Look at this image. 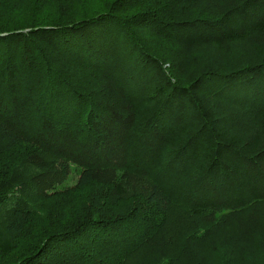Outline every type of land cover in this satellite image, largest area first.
<instances>
[{
	"label": "trees",
	"instance_id": "obj_1",
	"mask_svg": "<svg viewBox=\"0 0 264 264\" xmlns=\"http://www.w3.org/2000/svg\"><path fill=\"white\" fill-rule=\"evenodd\" d=\"M177 254L264 264V0H0V264Z\"/></svg>",
	"mask_w": 264,
	"mask_h": 264
},
{
	"label": "rangeland",
	"instance_id": "obj_2",
	"mask_svg": "<svg viewBox=\"0 0 264 264\" xmlns=\"http://www.w3.org/2000/svg\"><path fill=\"white\" fill-rule=\"evenodd\" d=\"M231 59L234 61V62H238L239 61V57H236V58H233L232 56H231ZM89 191L88 190H79V194H78V196L76 197V201H77V203L78 202H82V201H86L84 198H86V196H87V193H88ZM98 200L100 201V202H102V200H101V194H98ZM126 205H127V203H126ZM90 232H92V233H94L93 232V230H90ZM195 232H198L199 233V229H197V230H195ZM197 233V234H198ZM99 234H102V233H99ZM99 234H97L96 236H98ZM101 236H103V235H101ZM108 245V243L106 244V246ZM220 254V256H222L223 254H224V252H220L219 253ZM66 256H70V254H68V253H66L65 254ZM224 256V255H223ZM72 258H74V257H71V259ZM225 261H227L228 260V258H227V256H225V257H222ZM79 259V258H78ZM219 260V259H218ZM217 260V261H218ZM217 261H215L216 263H217ZM88 262H89V260H88ZM173 262H175V264H179L180 263V258L178 257V254L175 256V258L173 259Z\"/></svg>",
	"mask_w": 264,
	"mask_h": 264
}]
</instances>
